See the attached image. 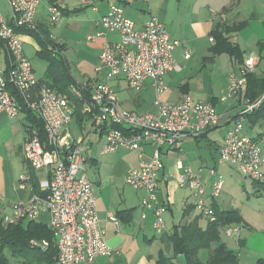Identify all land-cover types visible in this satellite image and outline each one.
Segmentation results:
<instances>
[{
    "label": "built area",
    "instance_id": "1",
    "mask_svg": "<svg viewBox=\"0 0 264 264\" xmlns=\"http://www.w3.org/2000/svg\"><path fill=\"white\" fill-rule=\"evenodd\" d=\"M42 0H6L10 9V20L0 6V42L7 55V67L0 70V113L16 118L24 111H30L41 122L45 137L39 128L31 126L23 142V153L27 163L43 172L39 179L40 193L33 192L27 200L5 202L0 192V203H6L0 215L6 224L21 220L40 221L48 215V227L54 232L57 248V264H93L99 256L115 253L104 239V229L97 209V192L86 173L88 160V132L80 131L76 137L71 130L75 121V106L66 96L47 83H40L32 62L24 49L19 30L39 31L35 15ZM134 0H125L132 3ZM50 23L55 24L62 16L57 3L48 5ZM106 30L118 31L120 41L105 42L96 71L102 78L87 77L71 85L72 94L78 99L79 108L94 133L105 137L100 154L125 148L138 150L143 144H150L153 153L148 160H140L137 167L129 169L125 176L128 185L145 189L147 197L141 205L154 211V228L163 232L166 228L167 207L157 196L160 184L167 181L162 159L163 151H182L187 137H199L221 124L222 115L216 106L206 100L196 99L189 94L180 101L162 98L166 91L164 77L170 71H179L182 66L174 57L175 48L181 44L172 39L165 24L151 16L143 28H136L135 22L124 14L120 5L113 4L97 25ZM105 35L97 31L88 35L89 40ZM52 39L54 40L53 36ZM54 49V48H53ZM56 54L58 49L53 50ZM189 50L185 58H190ZM256 65V59L245 60L239 72L229 79L222 102L242 98L239 115L227 131L219 147L218 165L233 164L241 174L252 181H264V150L259 140L245 133L248 115L264 103V91L256 99L244 97L247 76ZM124 80L128 89L141 90L149 82L155 92L153 111L137 112L120 104L114 81ZM12 89L21 98L19 100ZM181 172L177 176L180 187H188L195 197L196 210L207 221L217 219L212 206L224 186V176L218 166L208 168L200 165L194 168L177 162ZM207 171V177L204 172ZM21 188L33 186L29 177L20 175ZM111 221L118 223L116 215ZM243 231L240 225L224 229L228 237H239ZM45 248L47 241H31Z\"/></svg>",
    "mask_w": 264,
    "mask_h": 264
},
{
    "label": "crops",
    "instance_id": "2",
    "mask_svg": "<svg viewBox=\"0 0 264 264\" xmlns=\"http://www.w3.org/2000/svg\"><path fill=\"white\" fill-rule=\"evenodd\" d=\"M51 3H57L62 10L61 20L53 25L49 23L48 5ZM113 4L123 8L124 14L135 22L136 28H143L151 16H156L165 24L171 38L181 41V44L175 48L174 57L182 69L170 71L164 77L166 91L163 97L168 101H180L184 95L189 94L196 99L212 102L222 115V121L219 126L208 130L201 138H209V135H213L217 139V136H220V143H223L227 131L233 126L239 115L242 101V98L228 99L226 102L221 100L228 90L230 76L239 72L249 57L256 59V65L252 72L264 76V0H220V2L218 0H134L132 3H127L125 0H42L37 9L35 20L38 29L45 28L52 36L53 29H58L59 33V29L64 24L70 25L75 22H81L86 26L87 40H89L88 35L100 30L104 31V36L89 40L93 41L95 52L90 56L96 72L95 77L101 79L102 75L96 71V67L103 45L107 41L117 42L121 39L118 31L106 30L101 24L97 25V21L108 12ZM0 6L7 19L10 20V9L6 0H0ZM242 22H246V24L242 25ZM219 25L238 27L227 36L231 42L239 46L242 52L240 61L227 52H223L222 47L218 46L212 32ZM18 32L20 36L22 34L21 38L24 44L25 39L33 37L38 50L40 49L38 40L30 33L31 31L21 29ZM30 35L31 37H29ZM53 38L60 47L57 54H64L68 48L67 44L58 41L55 36ZM0 49L4 52V62H6L0 70H4L7 67V55L1 42ZM187 50L191 52L188 59L185 58ZM85 57L87 59L89 56L86 54ZM64 61L74 80L71 85L87 78L86 72H84V78L78 80L73 67L68 64L66 58ZM80 68L86 71L87 65L83 64ZM76 69L79 71V68ZM221 75L223 80L221 81L222 86L219 87L212 81L217 80ZM120 86L121 83L119 89ZM151 89L155 99L152 85L146 82L145 86L138 91V97L126 98L124 101L120 99V104L124 108L137 112L153 111L155 110L154 101H146L142 97V94H147ZM31 126H35L34 119L26 111L20 113L16 118H11L4 112L0 113V192L4 195L7 204L27 200L34 192L35 181L39 183V179L43 176L42 171L32 168L27 163L23 153V142L28 134V128ZM82 129L89 131L87 144L91 145V149L94 148L95 139L100 138L97 150L94 149L92 156L90 155L87 160L95 168V175L88 177L97 192V209L101 226L105 231L104 239L108 245L115 249L113 255L99 256L93 264H157L159 252L154 254L147 250L143 251L141 255L135 256L131 249L138 239L139 242L143 241V244H146V246H141L143 250L148 248L154 240H160L164 233L170 232L172 227L184 220L185 211L189 218L199 215V213L197 215L194 213L195 209H187L195 203V197L190 188L178 185L177 176L181 169L177 166V162L181 161L184 165L197 168L200 165H205L204 159L192 150L184 151L180 155L175 151L166 149L163 151L162 159L169 178L160 184L157 196L159 201L167 207L166 228L158 237L155 234L148 237L151 229H154L155 215L152 209L141 205L142 200L147 197V191L136 189L140 190V194L134 197L126 190L124 182H126L125 176L129 169L137 167L140 160L150 158L154 150L152 145L143 144L138 150L121 147L113 152L100 154V147L105 143V141L104 143H100V141L105 137L94 133L86 120L84 126H80L78 120L75 119L71 124L74 135L75 132L80 134ZM221 131L222 133L217 135V132ZM259 134L262 135L261 132ZM190 139L195 138L189 136L185 142ZM174 160H177L176 164H172ZM22 174L29 177L32 189L20 187L19 177ZM214 201L220 209H223L217 199ZM6 203H0V211L8 207ZM121 212L123 213L121 214ZM111 215L117 216L118 223L111 221ZM39 222L47 224L48 215H43ZM207 222L206 219H200V224L203 227L207 225Z\"/></svg>",
    "mask_w": 264,
    "mask_h": 264
},
{
    "label": "trees",
    "instance_id": "3",
    "mask_svg": "<svg viewBox=\"0 0 264 264\" xmlns=\"http://www.w3.org/2000/svg\"><path fill=\"white\" fill-rule=\"evenodd\" d=\"M241 24L245 25L246 22H242ZM236 28L238 27H223V25H219L213 30L212 34L218 46L222 47L221 50L223 52H227L240 61L242 52L239 46L231 42L227 36L228 33ZM30 33L36 36L40 45L37 54L48 61L45 79H41L40 83H47L63 93L71 105L75 106V117L80 126H84L86 118L79 108L78 99L70 91V85L74 80L69 73L67 63L63 59L59 60L54 56L56 54L53 52L55 48H58V51H60L58 43H55L52 35L45 28L39 29L38 32L31 31ZM263 91L264 76L250 72L247 76V85L243 96L256 100ZM12 93L21 100L15 90L12 89ZM26 112L34 119L35 127L39 128L42 136L45 137L42 122L30 111ZM263 123L264 103L248 115L246 127L254 128ZM204 135L205 133L195 139H200ZM253 182L256 186L264 188V181ZM34 192L40 193L37 181L34 184ZM212 206L216 211L217 219L215 221H208L205 227L200 224V219L202 218L200 213L193 218H189L187 211H185L184 220L172 227L170 232L164 233L161 236V242L165 245V248L172 251V255L166 254L161 249L156 260L157 264H181L178 260V255L180 254L185 255L187 264H243L238 254L229 249L221 241L222 231L228 226L242 224V216L239 215L236 209H220L215 201H213ZM188 208L192 210L196 209L195 204H191ZM32 240L38 242L47 241L48 245L45 248L37 245L34 246L31 245ZM54 242V232L46 223L21 220L16 224H6L0 217V264H11V258L7 255L6 250L10 251L12 257L21 258L23 263L55 264L57 248ZM240 243H244V240H241ZM203 249L209 251L206 262H202L199 258V253ZM258 264H264V257L259 258Z\"/></svg>",
    "mask_w": 264,
    "mask_h": 264
},
{
    "label": "rangeland",
    "instance_id": "4",
    "mask_svg": "<svg viewBox=\"0 0 264 264\" xmlns=\"http://www.w3.org/2000/svg\"><path fill=\"white\" fill-rule=\"evenodd\" d=\"M220 2V0H218ZM2 5V4H1ZM3 6V5H2ZM62 17V16H61ZM61 17L59 20H61ZM59 20L57 21L59 23ZM56 22V23H57ZM50 23V19H49ZM50 25H52L50 23ZM61 30V32H60ZM88 32L86 31V26L81 22H75L73 24H64L58 33V29H53V36L57 37L58 41L64 42L67 44L68 48L64 54H55L54 56L59 60L67 59L69 65L73 67L75 77L78 80L84 78V72H86L85 76L96 78V72L93 67V60L90 57L94 52L93 41H89L86 39ZM22 37V34L21 36ZM31 37V35L29 36ZM25 39V37H24ZM35 38L31 37L30 39H25L24 49L25 53L32 62L33 68L35 69V73L39 78H45V71L48 66V61L42 56L37 54L38 47L36 45ZM58 49V48H55ZM54 52V51H53ZM89 57L86 59L85 55ZM64 55V57H63ZM6 64L4 62V52L0 49V68H2ZM83 64L87 65L86 71H83V68H80ZM203 64V61H202ZM79 68V71L76 69ZM223 80V76L219 77L217 80H213L212 83L221 85V81ZM121 83L120 89L119 84ZM113 85L119 91V98L121 101L124 99H134L138 97L139 92L133 91L127 88L126 82L124 80L114 81ZM221 89V88H220ZM142 97L146 101H154V94L152 89L148 91L147 94H142ZM164 99V97L162 96ZM130 101V100H128ZM247 124H245V133L250 136L256 137L261 143L264 150V123L261 125H257L254 128L246 129ZM262 133L259 134V133ZM221 132H217V135H220ZM77 133L75 132V135ZM79 137V133L76 135ZM95 139V137H94ZM96 142L94 144V148L91 149V145L89 146L87 156H92V153L98 148V141L100 138L95 139ZM105 139H102L100 143H104ZM220 136H217V139L214 138L213 135H209V138H200V139H190L188 142H184L182 151H178L177 153L183 154L185 152H189L192 150L198 156L201 155L204 159L205 166L208 168H212L214 166H218V170L224 176V186L222 188L220 196L217 200L220 202L221 208L224 209H236L239 212V215L242 216L243 222L242 227L243 231L239 237H228L222 231L221 233V241L231 250L236 252L241 259L240 261L243 264H258V260L261 257H264V188L258 187L250 178H245L238 166L233 164H222L218 165V157H219V147L222 143ZM190 143V144H189ZM184 156V155H183ZM177 160L172 161V164H176ZM195 167V166H194ZM95 168L90 162L86 163V173L89 177L95 175ZM208 175V172H204V177ZM125 188L128 192L132 193L134 197L137 194H140V190H136L132 186L128 185L124 182ZM3 211H0V215ZM194 213H199L196 209ZM202 219L205 220L204 217ZM166 221V220H165ZM237 224V223H236ZM161 232H158L155 228L151 229V233H149L148 237H152V235L159 236ZM241 240H244V243H240ZM36 241V240H35ZM38 242V241H36ZM41 243V242H38ZM143 241L134 244L132 247V253L135 256H139L147 250L149 252H153L157 254L159 250L163 249L166 254L172 255V251L168 248H165V245L160 242V240L156 239L153 243L146 249H142ZM31 245H36L31 242ZM7 255L11 258V264H27L23 263L21 258L12 257L9 250H6ZM200 260L206 262L208 258V250H201L200 252Z\"/></svg>",
    "mask_w": 264,
    "mask_h": 264
},
{
    "label": "water",
    "instance_id": "5",
    "mask_svg": "<svg viewBox=\"0 0 264 264\" xmlns=\"http://www.w3.org/2000/svg\"><path fill=\"white\" fill-rule=\"evenodd\" d=\"M178 260L181 264H187V259L184 254L178 255Z\"/></svg>",
    "mask_w": 264,
    "mask_h": 264
}]
</instances>
